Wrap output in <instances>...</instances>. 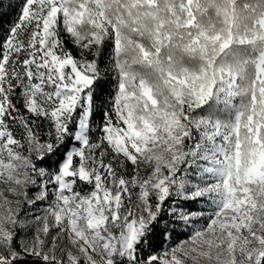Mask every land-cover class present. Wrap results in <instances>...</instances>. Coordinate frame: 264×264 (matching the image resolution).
<instances>
[{"label": "snow or ice", "instance_id": "6c2138e0", "mask_svg": "<svg viewBox=\"0 0 264 264\" xmlns=\"http://www.w3.org/2000/svg\"><path fill=\"white\" fill-rule=\"evenodd\" d=\"M0 264H264V0H0Z\"/></svg>", "mask_w": 264, "mask_h": 264}]
</instances>
